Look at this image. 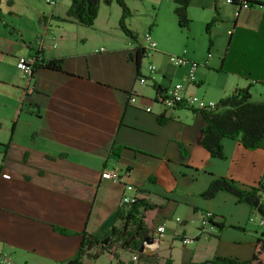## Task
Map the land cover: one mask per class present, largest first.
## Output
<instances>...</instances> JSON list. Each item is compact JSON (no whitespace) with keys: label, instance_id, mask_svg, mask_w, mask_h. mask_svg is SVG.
Masks as SVG:
<instances>
[{"label":"crops","instance_id":"0c3cea01","mask_svg":"<svg viewBox=\"0 0 264 264\" xmlns=\"http://www.w3.org/2000/svg\"><path fill=\"white\" fill-rule=\"evenodd\" d=\"M184 1L147 3L156 4L158 12L163 4L173 23L174 8ZM247 1L243 9L224 0H188L187 33L193 32L196 17L215 15L220 20L215 31L220 27L226 32L224 48L207 47L200 58L186 46L173 50L171 42L165 44L154 34L157 12L148 29L156 46L146 55L131 26L140 12L127 0L123 2L131 15L124 25L135 39L120 31L121 9L116 15L111 4L105 9L100 3L92 24L84 28L55 19L64 16L69 0H56L53 6L30 0L17 10L0 6V14L6 12L0 18V172L9 174L0 178V263L65 264L83 230L99 240L107 236L122 194L153 206L148 237L156 242L154 248L143 243L134 260L137 254L118 250L117 260L83 257L81 264H205L215 256L237 262L251 258L264 222L229 193L218 191L210 199L199 194L218 177L241 188L264 190V149L222 138L221 157H211L199 143L205 124L201 115L187 107L164 109L155 100L176 84L183 86L182 96L211 102L248 84L256 91L260 86L258 96L264 97V85L245 78L241 62L218 70L234 28L264 37V2ZM38 47L43 59L60 58L62 70L39 67L28 77L15 68L17 57L35 54ZM136 48L143 52L138 69L131 58ZM169 56L195 62L194 78L187 81V67L170 63ZM148 66L155 67L153 73ZM111 169L121 176L118 184L100 177ZM124 185L133 191H124ZM205 211L213 219L198 233ZM157 226L164 228L161 236L154 231ZM182 238L191 243L183 245Z\"/></svg>","mask_w":264,"mask_h":264},{"label":"trees","instance_id":"16d2710c","mask_svg":"<svg viewBox=\"0 0 264 264\" xmlns=\"http://www.w3.org/2000/svg\"><path fill=\"white\" fill-rule=\"evenodd\" d=\"M187 2L188 0H185L182 5L173 10L176 23L181 28H186L188 24L185 13ZM100 3L105 6L114 3L120 7L121 15L118 18L120 31L129 38L135 39L124 25V19L131 15V12L125 6L123 0H69L64 16L55 17V19L74 22L81 26H90ZM217 21H220L217 15L211 18L206 24V31L208 32L210 26ZM210 46L211 41L209 40L208 48ZM40 49L38 47L34 55L39 54ZM142 53V49L136 48L135 54L131 56L134 59L136 69H138L139 61L143 56ZM233 62H241V66L244 67L242 70H244L245 78L251 79L255 84L264 85V37H259L256 32L234 28V31L229 35L227 48H225L218 70H228L226 65ZM39 67L61 71V59H43L40 56L39 59H36L33 69ZM136 73L138 74V71ZM251 85L248 84L241 89L235 88L230 94L222 96L215 102V107L212 110L194 109V107L176 104L178 107H187L199 113L203 118L205 124L201 128L199 143L208 151L211 157H221L220 139L222 138L236 140L247 149H264V97L257 101L252 99V94L249 91ZM154 88L159 90L156 86ZM159 120L161 121L162 118L160 117ZM218 191L236 197L237 202L247 205L264 222V190L259 186L241 188L231 179L218 177L213 179L199 196L210 199ZM152 211V205L136 197H133L131 202L119 204L116 212H114V224L109 227L107 236L99 240L83 230L77 248L64 263L81 264L83 257L94 260L97 257L106 256L109 259L117 260L118 250H126L131 254H137L135 257L139 258L141 256L138 253L139 245L143 239L149 238L150 220L148 221V218H150ZM211 222L209 221L210 224ZM218 227L222 228L219 224ZM59 231L63 232L62 229ZM204 263L264 264V232L259 234L256 239L251 258L247 262H237L232 258L215 256Z\"/></svg>","mask_w":264,"mask_h":264},{"label":"rangeland","instance_id":"374dc122","mask_svg":"<svg viewBox=\"0 0 264 264\" xmlns=\"http://www.w3.org/2000/svg\"><path fill=\"white\" fill-rule=\"evenodd\" d=\"M39 2H43V0H38ZM130 3H135L137 6V9L139 10V15L134 16L131 26L133 27V31L136 34L137 40L142 41V37L145 33L149 34L148 29L151 30V23L153 22V16L158 13V26L154 31V34H156L162 42L165 44H169L171 42L173 50H177L180 46L182 49L185 47L186 49L192 50L194 54L196 55V58H200L204 53L205 49L208 47V41H211V46L214 45L218 46V49H222L225 46L226 43V32L224 31L222 33V29L219 27L218 30L215 31V25L219 22L217 21L212 26H210L209 31H206V24L210 21L211 17L207 19H201L196 17L195 22L192 25L193 32L186 31V28H181L177 25L176 22L170 21V14L168 13V10L166 7L163 6V4L159 7L158 12V6L156 4L151 5L150 3L142 2V0H127ZM152 1V0H151ZM261 2H264V0H260ZM30 2V0H0V6L4 9L6 7L13 8L14 10H17L18 8L25 7ZM44 3V2H43ZM146 3V4H145ZM45 4V3H44ZM103 4V3H102ZM47 6V4H45ZM44 5V6H45ZM103 8L106 9V6L103 4ZM111 9H114L116 11L119 10V6L112 3ZM22 13V12H21ZM116 15H114V18H116ZM6 17V12H2V15L0 14V18ZM216 16V15H215ZM213 16V17H215ZM212 17V18H213ZM209 19V20H208ZM80 28H84L83 26H80ZM120 29V28H119ZM120 33V32H119ZM143 42V41H142ZM213 43V44H212ZM259 91H256L254 88L250 89L251 98L255 101L262 98V95H259L261 93L260 86H256ZM176 220V219H175ZM105 259H103L104 261Z\"/></svg>","mask_w":264,"mask_h":264},{"label":"built area","instance_id":"2783aa9c","mask_svg":"<svg viewBox=\"0 0 264 264\" xmlns=\"http://www.w3.org/2000/svg\"><path fill=\"white\" fill-rule=\"evenodd\" d=\"M45 4H47V0H43ZM224 2L227 5H234L238 7H242L243 9H246L248 7V2L245 0H224ZM237 13H235L236 15ZM142 41L145 44L143 46V51L146 55H149L152 51H154L156 43L151 39L150 35L148 33H145L142 37ZM40 56L38 55H22L16 58L14 66L17 70L22 72L26 76H31L33 72V67L36 59H39ZM168 60L170 63L175 64V65H180V66H186L188 70V78L187 81H191L194 78V71L196 68L195 62H189L183 57L180 56H169ZM148 70L150 73H153L155 70L154 66H148ZM137 82L139 84H144L145 80L142 77H138ZM183 86L176 84L171 86L169 89L166 91L162 92L161 94L157 95L156 101L163 106L164 109H170L176 106L178 103L179 105H185L187 107H194V109H209L212 110L215 107V102L211 101H206L201 98L194 97L193 95H187V96H182ZM129 102L135 101V97L133 95H129L128 98ZM146 111H148V108H145ZM100 177L103 180H109L111 182H114L118 184L119 182L122 181L121 176L113 169L111 170H105L100 172ZM0 178L3 179H8L9 174L6 172H0ZM124 191H133L131 185H124L123 186ZM135 196H130L128 194H122L120 197V204H126L128 202H131ZM264 197V194H263ZM213 215L211 212H203L202 215L200 216L199 220V227L197 232L201 233L203 232L204 228L207 227L210 223L209 221H212ZM176 222H179L178 219L175 220ZM163 227L157 226L154 228L155 233L158 236H161L163 234ZM149 239V238H148ZM150 242H146L145 240L142 241L139 245V250L142 249L143 243L146 244L148 247L154 248V245L156 242H153V239H149ZM191 243V240L189 238H182L181 243L183 245H186L188 243ZM136 257L131 258L134 260ZM0 264H5L4 262H1Z\"/></svg>","mask_w":264,"mask_h":264},{"label":"bare ground","instance_id":"6f19581e","mask_svg":"<svg viewBox=\"0 0 264 264\" xmlns=\"http://www.w3.org/2000/svg\"><path fill=\"white\" fill-rule=\"evenodd\" d=\"M56 0H47V5L53 6L55 4Z\"/></svg>","mask_w":264,"mask_h":264},{"label":"water","instance_id":"95a60500","mask_svg":"<svg viewBox=\"0 0 264 264\" xmlns=\"http://www.w3.org/2000/svg\"><path fill=\"white\" fill-rule=\"evenodd\" d=\"M145 241H146V242H150V240H149V239H145Z\"/></svg>","mask_w":264,"mask_h":264}]
</instances>
